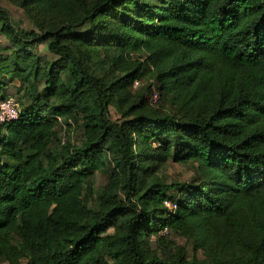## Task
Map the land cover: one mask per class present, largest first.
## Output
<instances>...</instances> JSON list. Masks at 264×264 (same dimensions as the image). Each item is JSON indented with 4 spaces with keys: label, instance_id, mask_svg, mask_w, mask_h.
Here are the masks:
<instances>
[{
    "label": "trees",
    "instance_id": "1",
    "mask_svg": "<svg viewBox=\"0 0 264 264\" xmlns=\"http://www.w3.org/2000/svg\"><path fill=\"white\" fill-rule=\"evenodd\" d=\"M8 1L36 29L0 6V261L264 264V0Z\"/></svg>",
    "mask_w": 264,
    "mask_h": 264
},
{
    "label": "rangeland",
    "instance_id": "2",
    "mask_svg": "<svg viewBox=\"0 0 264 264\" xmlns=\"http://www.w3.org/2000/svg\"><path fill=\"white\" fill-rule=\"evenodd\" d=\"M0 6L4 9H6L10 15L12 21H14L17 25H19L22 28H26L29 30H34L36 29L35 26L31 23V21L28 19L25 11L14 5L12 2L8 0H0ZM7 40L4 38V36H0V45L1 46H6L7 45ZM35 51L41 55L43 58H52V56L47 52V49L44 44H40L35 47ZM8 78L5 77V83H6V88L3 90V94L12 96L16 99L19 100L20 95H22L23 90H19V82L18 81H12V80H7ZM151 80L147 77L143 78L141 81H135L134 84L131 87L132 92H138L139 90L143 89L144 87L147 86L148 83H150ZM149 93V92H148ZM156 98L153 95L150 98V104L152 105L151 107L156 109ZM21 106V105H20ZM112 118H116L118 116L117 113L112 109ZM81 132L74 129L73 127H62L60 130V133L58 134V138L62 143H67L68 141H71L73 143H80L81 140ZM162 176L168 180L169 182L173 181H189L191 180L193 176L192 169L189 166L186 165H181L177 163H173L169 161L164 167L163 170L161 171ZM94 179V187L96 189L101 188L105 182L106 178L102 174L95 173L93 175ZM172 243L175 245H184L188 247L189 253H192L191 246L187 244L186 240L184 238L180 237H169ZM0 264H6L5 261L1 260Z\"/></svg>",
    "mask_w": 264,
    "mask_h": 264
},
{
    "label": "built area",
    "instance_id": "3",
    "mask_svg": "<svg viewBox=\"0 0 264 264\" xmlns=\"http://www.w3.org/2000/svg\"><path fill=\"white\" fill-rule=\"evenodd\" d=\"M154 96L156 98V94H154ZM19 112L20 104L16 98L7 96L6 98L0 99V129L12 120L16 119ZM165 205L172 209L175 208V205L168 201L165 202Z\"/></svg>",
    "mask_w": 264,
    "mask_h": 264
}]
</instances>
